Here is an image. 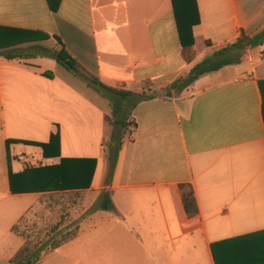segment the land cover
I'll return each instance as SVG.
<instances>
[{"label":"crops","instance_id":"0c3cea01","mask_svg":"<svg viewBox=\"0 0 264 264\" xmlns=\"http://www.w3.org/2000/svg\"><path fill=\"white\" fill-rule=\"evenodd\" d=\"M197 5L187 62L172 0H0V264L24 244L13 227L60 189L95 199L78 236L37 264H264V46L140 102L110 183L109 101L49 55L64 47L109 87L155 92L264 29V0ZM105 191L114 210L99 208Z\"/></svg>","mask_w":264,"mask_h":264},{"label":"trees","instance_id":"16d2710c","mask_svg":"<svg viewBox=\"0 0 264 264\" xmlns=\"http://www.w3.org/2000/svg\"><path fill=\"white\" fill-rule=\"evenodd\" d=\"M172 4L178 24L180 41L183 47V57L187 62H192L195 57L193 27L200 23L197 0H172ZM47 38L48 37L45 36L44 39ZM262 46H264V29L253 36L247 35L242 31L236 41L223 50L216 52L212 57L194 66L187 75L180 77L168 87L155 92L144 91L142 93H135L129 90L113 88L105 85L83 68L64 47L49 52V55H51L60 66L74 76L80 78L91 89L101 93L109 101L112 116L106 117V121L115 127L111 140L108 143L109 169L107 182L110 183L122 147L123 138L129 127V123L127 122L128 116L133 113L134 109L140 102L153 99L156 96L170 97L173 91L181 92L189 88L202 76L218 71L225 66L238 63L248 49H255ZM3 56L7 59L22 58L9 52L4 53ZM44 75L49 78L53 77L52 72H46ZM59 138L58 133L53 134L48 144L40 145L44 150L45 156H47V150L50 147L56 146V148H59ZM43 170L47 171L48 169ZM31 171L39 172L41 169H31L24 174ZM60 190L61 192H64L66 189ZM181 191L186 210L188 213L196 214L197 204L192 188L188 185H184L181 186ZM112 195V191H105L101 194L99 199L100 209L104 211L114 210ZM24 219L25 216L22 217L18 224L13 227V232L24 239L23 246L10 260L13 264H37L42 259L44 251L56 250L63 244L74 240L80 232V228L77 226L72 231L64 234L60 239L53 240L52 238L55 234L60 232L68 221L67 216L63 215L60 220L52 226L47 233H45V238L35 242L33 239H30L29 236H25V234L19 231Z\"/></svg>","mask_w":264,"mask_h":264},{"label":"rangeland","instance_id":"374dc122","mask_svg":"<svg viewBox=\"0 0 264 264\" xmlns=\"http://www.w3.org/2000/svg\"><path fill=\"white\" fill-rule=\"evenodd\" d=\"M94 199L95 195L83 191L41 195L36 200L35 205L26 214L19 231L25 234V236H29L30 239H33L35 242L42 240L45 238V233H47L63 215H66L68 221L65 226L52 238L53 240L60 239L64 234L76 228L75 225L79 221L76 220L78 217L82 214L83 217H85L91 211H86V209L91 205ZM20 242L22 241L20 240Z\"/></svg>","mask_w":264,"mask_h":264},{"label":"built area","instance_id":"2783aa9c","mask_svg":"<svg viewBox=\"0 0 264 264\" xmlns=\"http://www.w3.org/2000/svg\"><path fill=\"white\" fill-rule=\"evenodd\" d=\"M18 160H24V157H23V155H20V156H18Z\"/></svg>","mask_w":264,"mask_h":264}]
</instances>
